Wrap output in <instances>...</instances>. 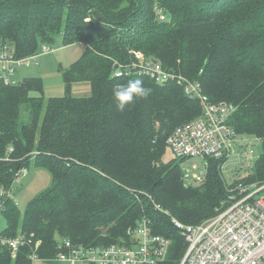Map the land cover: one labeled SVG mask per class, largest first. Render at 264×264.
I'll list each match as a JSON object with an SVG mask.
<instances>
[{
	"label": "trees",
	"instance_id": "1",
	"mask_svg": "<svg viewBox=\"0 0 264 264\" xmlns=\"http://www.w3.org/2000/svg\"><path fill=\"white\" fill-rule=\"evenodd\" d=\"M60 34L64 45H85L63 70L65 96L46 98L40 77L17 84L0 77V190L13 191L16 174L32 162L53 179L24 212L13 192L4 197L0 236L21 235L25 243L15 257L0 244V264H35L33 251L56 264L69 239L127 242L144 217L171 240L161 264H179L188 243L172 218L199 224L230 206L240 183H264V0H0V46L12 47L15 58L37 54ZM133 51L200 83L212 102L233 106L231 125L262 143L246 174L229 184L225 159H210L202 183H185L184 159L164 160L167 138L201 115L202 102L175 81L115 76L116 62H130ZM135 79L150 94L121 112L113 90ZM79 81L91 82L92 95H71Z\"/></svg>",
	"mask_w": 264,
	"mask_h": 264
},
{
	"label": "built area",
	"instance_id": "2",
	"mask_svg": "<svg viewBox=\"0 0 264 264\" xmlns=\"http://www.w3.org/2000/svg\"><path fill=\"white\" fill-rule=\"evenodd\" d=\"M159 16L165 19L163 14ZM42 46L45 52L49 51V45ZM133 54L134 59L130 62H116L115 76L146 75L159 84L175 81L190 97L202 102L201 115L175 128L167 138L169 149L175 157L184 159V163L195 158L202 160L203 169L194 165L197 172L183 169L187 185L205 180L210 159H225L226 162L233 155L243 154L251 160L257 159L248 142L251 138L240 135L230 123L234 111L232 105L212 102L203 94L200 83L165 69L159 61L143 52L133 51ZM38 59V53L15 58L12 47L0 46V77L6 84H17L21 81L15 78L18 69ZM26 174L27 169H22L14 181ZM12 192V189L0 190V209L4 197ZM232 192L230 206L199 224H184L172 218L188 243L179 264H264V183H240ZM128 234L127 242L109 245L84 246L66 240L55 261L67 264H161L165 260L171 240L154 234L149 219L139 220ZM24 243L21 235L13 239L0 236V244L9 246L14 257ZM30 258L33 263L41 261L34 251Z\"/></svg>",
	"mask_w": 264,
	"mask_h": 264
},
{
	"label": "rangeland",
	"instance_id": "3",
	"mask_svg": "<svg viewBox=\"0 0 264 264\" xmlns=\"http://www.w3.org/2000/svg\"><path fill=\"white\" fill-rule=\"evenodd\" d=\"M49 51L45 52L43 46L38 52L39 59L32 61L28 66H22L18 69L16 77L22 80L26 77H40L44 83V96L59 97L67 94V87L63 79V70L70 67L76 60H78L85 51L83 44L64 45L62 41V34L57 37L55 43L49 45ZM21 78V79H20ZM71 95L76 97H87L92 95V84L89 81H79L72 84ZM32 95L40 96V92H32ZM21 121L28 122L29 114L25 107H22ZM248 141L255 151V157L258 158L262 154L261 140L250 137ZM174 157L173 152L168 149L164 157L165 161ZM254 164L246 154L242 156L233 155L227 159L223 165V174L226 180L230 183L234 179L240 177L248 172V169ZM194 165L203 169L202 160L195 158L183 163L182 168L189 172H197ZM51 172L42 166L35 165L34 162L27 168V174L22 175L15 182L13 188V197L18 203L22 212L26 209L27 204L34 197L46 190L52 185ZM6 226V220L0 216V231ZM35 264H51L42 261H36ZM56 264H67L63 262H56Z\"/></svg>",
	"mask_w": 264,
	"mask_h": 264
},
{
	"label": "clouds",
	"instance_id": "4",
	"mask_svg": "<svg viewBox=\"0 0 264 264\" xmlns=\"http://www.w3.org/2000/svg\"><path fill=\"white\" fill-rule=\"evenodd\" d=\"M150 91V89L143 86V82L140 79L130 80L127 84L117 85L113 90L116 108L122 112L138 99L147 98Z\"/></svg>",
	"mask_w": 264,
	"mask_h": 264
},
{
	"label": "crops",
	"instance_id": "5",
	"mask_svg": "<svg viewBox=\"0 0 264 264\" xmlns=\"http://www.w3.org/2000/svg\"><path fill=\"white\" fill-rule=\"evenodd\" d=\"M21 79V78H20Z\"/></svg>",
	"mask_w": 264,
	"mask_h": 264
}]
</instances>
